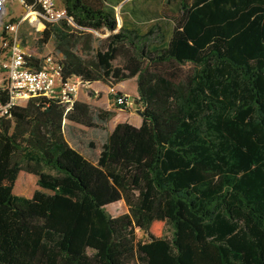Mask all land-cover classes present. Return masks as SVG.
Masks as SVG:
<instances>
[{"label":"trees","instance_id":"trees-1","mask_svg":"<svg viewBox=\"0 0 264 264\" xmlns=\"http://www.w3.org/2000/svg\"><path fill=\"white\" fill-rule=\"evenodd\" d=\"M176 1L168 30L145 35L85 0H63L57 25L34 7L61 82L136 79L143 118L117 124L96 163L64 122L107 112L32 98L0 119V264H264V0ZM23 171L50 194L16 196Z\"/></svg>","mask_w":264,"mask_h":264},{"label":"rangeland","instance_id":"rangeland-1","mask_svg":"<svg viewBox=\"0 0 264 264\" xmlns=\"http://www.w3.org/2000/svg\"><path fill=\"white\" fill-rule=\"evenodd\" d=\"M89 5L96 6L97 9L104 11H113L117 22V30L122 26L133 27L138 34L145 35L148 30L158 25L160 28L168 30V24L171 20L178 17V6L176 0H85ZM4 11L0 25V40L6 22L23 19L18 30V38L27 52L35 58H44L53 55L58 58L59 54L55 49V38H51L48 43H43L42 31L44 27L33 15L32 11L22 5L21 0H2ZM60 7L63 6V0H57ZM136 11V15L132 13ZM96 44L99 46L105 36L102 33H96ZM154 45L156 42L153 43ZM1 45V44H0ZM6 79L3 71L0 69V87L5 85ZM127 90L131 91V83H127ZM125 94V92H122ZM130 105L127 108L117 106L113 98L109 95V86L103 83L91 85H82L80 87L77 101L87 103L93 112L100 111L111 114L107 121L97 119L96 128H85L80 125L64 122V135L68 144L83 156L96 163L102 145L106 142L108 136L114 127L119 123L134 124L135 120L142 117L143 106L138 101V96H129ZM143 118V117H142ZM37 191L50 194L38 185V177L29 175L24 171L19 174L14 194L25 198H31ZM106 212L113 217H118L128 212L124 203H117L106 207ZM173 229L169 225L166 227L164 235L170 238ZM139 237H143L139 234Z\"/></svg>","mask_w":264,"mask_h":264},{"label":"built area","instance_id":"built-area-1","mask_svg":"<svg viewBox=\"0 0 264 264\" xmlns=\"http://www.w3.org/2000/svg\"><path fill=\"white\" fill-rule=\"evenodd\" d=\"M33 5H22L32 11L38 6L43 11L48 22L60 24L66 18V10L57 4V0H34ZM23 19L18 22L4 24V37L0 40V69L6 79L0 87V119H10L14 108L24 106L32 98H47L58 100L66 106L67 111L77 101L82 83L79 79L62 83L59 76L61 67L59 60L48 55L42 58L39 69L28 65L32 57L21 44L18 30ZM109 95L115 104L121 108L129 107L128 96L120 93L115 87H109Z\"/></svg>","mask_w":264,"mask_h":264},{"label":"crops","instance_id":"crops-1","mask_svg":"<svg viewBox=\"0 0 264 264\" xmlns=\"http://www.w3.org/2000/svg\"><path fill=\"white\" fill-rule=\"evenodd\" d=\"M128 82H130L131 83V86H130V90L131 91H128L127 90V83ZM95 84V83H94ZM115 88L120 92V93H122V92H125V95L126 96H138V90H137V82H136V79H132V80H129V81H125V82H122V83H120V84H118V85H116L115 86ZM128 102L130 103V100L128 99ZM69 123V122H68ZM129 124H131V123H129ZM141 124H142V117L140 118V120L139 119H137V120H135V123L134 124H132L133 126H135V127H140L141 126ZM120 203H124V202H120Z\"/></svg>","mask_w":264,"mask_h":264},{"label":"water","instance_id":"water-1","mask_svg":"<svg viewBox=\"0 0 264 264\" xmlns=\"http://www.w3.org/2000/svg\"><path fill=\"white\" fill-rule=\"evenodd\" d=\"M1 1H2V0H0V25H1L2 16H3V11H4V7H3ZM141 116L143 117V114H141Z\"/></svg>","mask_w":264,"mask_h":264}]
</instances>
